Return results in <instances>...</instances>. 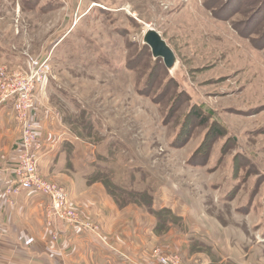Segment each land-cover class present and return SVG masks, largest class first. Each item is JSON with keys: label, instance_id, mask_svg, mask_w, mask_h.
I'll return each mask as SVG.
<instances>
[{"label": "rangeland", "instance_id": "rangeland-1", "mask_svg": "<svg viewBox=\"0 0 264 264\" xmlns=\"http://www.w3.org/2000/svg\"><path fill=\"white\" fill-rule=\"evenodd\" d=\"M28 58L50 65L39 108L90 144L89 181L119 209L226 264H264V0H0V69Z\"/></svg>", "mask_w": 264, "mask_h": 264}, {"label": "crops", "instance_id": "crops-1", "mask_svg": "<svg viewBox=\"0 0 264 264\" xmlns=\"http://www.w3.org/2000/svg\"><path fill=\"white\" fill-rule=\"evenodd\" d=\"M41 108L39 172L68 191L83 221L99 225L103 239L81 225L59 220L48 227L49 201L42 195L24 192L13 199L14 205L0 197V264H160L158 249L179 254L188 263L226 264V259L194 247L188 235L178 237L170 230L160 238L154 218L145 217L140 207L119 209L103 186L89 181L87 168L94 153L90 144L81 143L45 105ZM20 139L12 103L0 106V191L15 179Z\"/></svg>", "mask_w": 264, "mask_h": 264}, {"label": "built area", "instance_id": "built-area-1", "mask_svg": "<svg viewBox=\"0 0 264 264\" xmlns=\"http://www.w3.org/2000/svg\"><path fill=\"white\" fill-rule=\"evenodd\" d=\"M28 71L17 69L10 72L0 69V106L12 103L16 121L21 128L18 157L13 168L15 179L6 182L5 195L14 204V198L24 192L42 195L49 201L48 218H60L72 226L81 225L88 229L90 222L83 221L66 191L43 178L39 172V134L43 128L42 118L36 116L39 109L36 99L37 88L44 85L50 70L48 60L28 58ZM50 225V223H49ZM57 239V235L54 236ZM160 264H183L177 254H163L157 251Z\"/></svg>", "mask_w": 264, "mask_h": 264}, {"label": "water", "instance_id": "water-1", "mask_svg": "<svg viewBox=\"0 0 264 264\" xmlns=\"http://www.w3.org/2000/svg\"><path fill=\"white\" fill-rule=\"evenodd\" d=\"M144 43L150 47L155 59H162L165 66L172 70L176 64V55L158 31L150 29L144 36Z\"/></svg>", "mask_w": 264, "mask_h": 264}, {"label": "trees", "instance_id": "trees-1", "mask_svg": "<svg viewBox=\"0 0 264 264\" xmlns=\"http://www.w3.org/2000/svg\"><path fill=\"white\" fill-rule=\"evenodd\" d=\"M254 43V47L257 45L256 44V41H254L253 42ZM258 46V45H257ZM259 47V46H258ZM260 48V47H259ZM153 55V54H152ZM165 65V64H164ZM166 67V66H165ZM166 69L169 71V72H171V70L170 69H168L167 67H166ZM120 206V205H119ZM120 207H122V206H120ZM149 212L152 214V215H154L155 217H158V219H160L166 212H167V210H162V211H156L155 209H153V205H152V201H151V204L149 205ZM163 226H161L160 225V222H158L157 223V229H160V228H162Z\"/></svg>", "mask_w": 264, "mask_h": 264}]
</instances>
